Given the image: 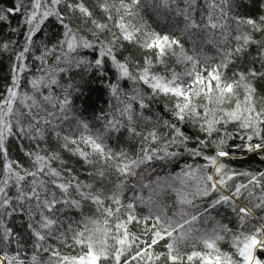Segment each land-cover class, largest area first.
Wrapping results in <instances>:
<instances>
[{
    "label": "snow or ice",
    "instance_id": "6c2138e0",
    "mask_svg": "<svg viewBox=\"0 0 264 264\" xmlns=\"http://www.w3.org/2000/svg\"><path fill=\"white\" fill-rule=\"evenodd\" d=\"M0 264H264V0H0Z\"/></svg>",
    "mask_w": 264,
    "mask_h": 264
},
{
    "label": "trees",
    "instance_id": "16d2710c",
    "mask_svg": "<svg viewBox=\"0 0 264 264\" xmlns=\"http://www.w3.org/2000/svg\"><path fill=\"white\" fill-rule=\"evenodd\" d=\"M3 2L5 4H9L11 2V0H3ZM146 18L148 19V22L150 24H153V26H157V18L154 16V15H147ZM190 46V45H189ZM205 51L208 53V55H213L214 54V51H213V48L211 45H208L206 46L205 48ZM99 98L97 99V96H94L93 99L94 100H97V103H96V108L99 109V108H106V104H104L103 100L106 98L104 96L103 93L101 94H98ZM161 111H163V109L161 108ZM89 115H91V113H89ZM188 162H192L191 160H188ZM181 163H183V161H181ZM256 167H260L259 164L255 165ZM168 171H179V167H172V166H169V169Z\"/></svg>",
    "mask_w": 264,
    "mask_h": 264
}]
</instances>
